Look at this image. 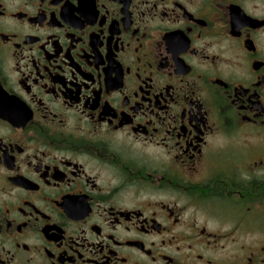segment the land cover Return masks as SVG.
I'll return each mask as SVG.
<instances>
[{
	"label": "flooded vegetation",
	"instance_id": "obj_1",
	"mask_svg": "<svg viewBox=\"0 0 264 264\" xmlns=\"http://www.w3.org/2000/svg\"><path fill=\"white\" fill-rule=\"evenodd\" d=\"M0 264H264V0H0Z\"/></svg>",
	"mask_w": 264,
	"mask_h": 264
}]
</instances>
